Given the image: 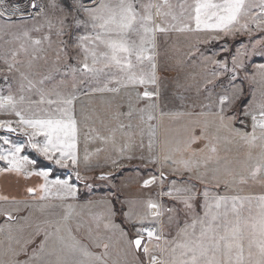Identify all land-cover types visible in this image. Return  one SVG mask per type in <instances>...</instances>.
<instances>
[{
  "label": "snow or ice",
  "instance_id": "6c2138e0",
  "mask_svg": "<svg viewBox=\"0 0 264 264\" xmlns=\"http://www.w3.org/2000/svg\"><path fill=\"white\" fill-rule=\"evenodd\" d=\"M189 7L190 12L183 3L173 5L170 0H163L162 3L159 0H0V20L4 21L0 24V31H8L14 26V20L26 19H42L47 28L43 39H33L32 33L39 32L44 25L24 28L18 35L14 34L22 42L19 48L10 52V57L6 55L5 68L0 69V76L9 82L15 73L28 81L29 88L36 87L32 80H28L26 71L18 66L21 62L16 58L21 53L29 55V46L35 51L43 41L51 45L55 35L58 39L55 61L57 64L63 61L65 66L71 67L67 65V59L72 46L63 37L70 34V29L86 28L88 33L78 36L75 43V48L84 54L79 70L94 77L102 74L119 77L117 87L108 88L105 85L95 91L119 92L121 87L143 86L142 92L135 93V99L137 104L145 101L144 107L134 108L130 98L126 115L131 118L133 111L140 113L141 119L149 122L148 127L154 136L155 125L150 122L157 119L154 112L162 94L155 62L158 33H167L170 29L181 32L219 31L225 35L264 32V0H195V4ZM176 9L180 10L179 13ZM161 17L163 19H159ZM177 23L182 27L177 28ZM257 46L264 51V39L257 40L253 50ZM247 55L246 49H237L231 59V69L226 61L212 62L223 69L221 74L230 72L231 79L235 80L244 68L243 58ZM36 59L32 56L29 60V71ZM113 69L117 71L113 73ZM77 70L72 69L73 72ZM256 72L261 77V84H264V64L257 65ZM217 78V73L213 72L206 80L209 102L204 107L209 112L202 115H209L211 120L202 127L201 135H195L193 130L187 140L177 141L174 148L166 147L163 156L155 155L148 161L160 165L161 171L159 177L144 179L142 187L159 184L156 197H170L177 207H165L149 197L143 201L147 212L139 214L135 208L140 201L125 199L122 204L127 206V210L121 208L120 214L133 230V236L129 238V232L115 223L117 209L112 200L120 201V195L119 190L114 189L111 199L100 201L105 205V211L93 217L94 227L93 223L88 224L87 238L96 249H100L92 251L78 235L85 223L72 222L73 205H67L68 211L58 220L20 223L29 221L31 216L30 211L28 216H19L22 211L20 205L27 210L28 202L0 196V201L12 205L0 208V216L7 221L0 225V233L6 234L5 239L0 240V264H109L107 257L114 245L112 237L105 233L116 231L124 245L121 249L123 259H117L112 264H264V195L227 194L231 185L244 184L249 178L264 174V153L247 175L244 171L236 172L228 164L221 168L218 149L207 135L208 123H211L218 133L227 132L249 144H254L257 139L264 140V87L260 89L259 97L252 92L248 99H244V89L233 85L217 92L212 99L211 91L216 87L214 81ZM48 79L50 77H44L37 82L41 85L38 89L41 101L45 95L42 86ZM248 79L254 82L255 74ZM20 88L23 90L24 85L21 84ZM23 99L21 96L20 100ZM16 103L11 95L0 97V107L11 106L15 110ZM63 103L68 105L60 110L66 119L26 118L21 111L14 114L18 117L16 124L19 130L28 138L29 147L48 160H54L57 165L66 167L70 160L75 167L78 165L77 121L71 113L72 99L63 100ZM116 115L119 117L121 113L117 111ZM248 120L251 121L250 131L245 130L248 127L245 121ZM237 122L240 128L235 127ZM12 124L11 120H0V128L17 131ZM125 127L131 125L119 124L120 129ZM39 135L43 136V142H33ZM200 140L206 141L204 147L193 148ZM215 140L219 141L220 136L217 135ZM3 144L8 145L7 148L0 145V160L7 162L3 172L43 177L44 183L26 189L29 196L36 198L38 193H42L39 199L45 200L51 194L52 186H59L58 196L61 191L66 196L76 195L75 186L68 180H49V171L43 169L35 173L27 171L25 165L35 164L36 161L19 155L24 150L23 143H13L5 138ZM151 146L150 141V151ZM126 158L133 159L131 156ZM212 162L218 166L209 169ZM113 164L116 165L117 161ZM165 167L176 175L170 178L163 170ZM112 176L111 172L102 173L99 178ZM76 177L82 178L79 171ZM165 181L169 185L166 191L163 187ZM221 185L225 188L223 195L219 194ZM165 212L168 213V225L176 226L174 236L166 231L162 222Z\"/></svg>",
  "mask_w": 264,
  "mask_h": 264
},
{
  "label": "rangeland",
  "instance_id": "374dc122",
  "mask_svg": "<svg viewBox=\"0 0 264 264\" xmlns=\"http://www.w3.org/2000/svg\"><path fill=\"white\" fill-rule=\"evenodd\" d=\"M159 2L162 3L163 0H159ZM170 3L173 5L183 3L190 12L191 8L189 6L194 5L195 0H170ZM176 11L179 13L180 10L176 9ZM185 19H187V16H185ZM3 23L4 21L0 20V24ZM13 25L6 32L0 31V69L5 68L4 60L6 55L10 57V52L19 48L22 42L16 39L14 34L18 35L19 31L24 28L31 29L34 26L40 27L41 25H44V27L39 32L32 33L33 39H43V36L47 33L46 23L42 19L14 20ZM179 27H182V24L177 23V28ZM88 31V29L83 27L70 29V34L63 37L72 46L68 50L67 59V65L71 67L65 66L63 61L59 64L55 61V51L58 49V39L55 35L52 37L51 45H49L48 41H43L42 45L35 51L29 46V55L21 53L16 58L21 62L18 66L23 71H26L28 80H32L36 87L29 88L28 81L15 73L12 74L9 82H5L0 76V97L11 95L17 102L15 110L11 106L0 107V120L13 121L12 127L17 129L15 132H9L4 128H0V145H3L4 148L8 147V145L3 144L5 138L13 143H23L25 147L19 155L27 156L29 160L36 161L35 164L25 165L27 171L35 173L43 169L49 171V180H52V177L54 180L58 178L60 180H68L70 183L72 179V184L76 185V195L72 196L71 201L69 196L65 200L55 202V200H59L65 195L62 191L60 196L56 195L59 186H52L51 196H48L47 199L36 206L28 203L29 209L21 217L28 216L29 211L31 215L39 212L40 217L50 214L49 212H53L52 209L65 210L67 212V205L71 204L73 205L72 212H79L82 222L85 223L84 228L86 227L88 231V224L93 223V217L105 211V205L100 203V201L111 199L114 189H118L120 201L112 200V204L117 209L115 223L128 231L129 238H131L130 235L133 231L131 225L124 221L123 216L120 214L121 208L125 211L127 210V206L123 205L122 201L125 199L140 201L135 208V211L139 214L147 212L143 201L149 197L157 200L158 203L165 207L178 206L174 205L172 200H166L164 196L156 197L159 184L145 188L142 187V183L144 179H148L151 176L159 177L160 165L152 164L148 161L150 157L155 155L161 156V152L163 155L166 146H168L167 134L170 143L176 144L177 129H182L184 124L192 121L197 113H204L205 111L202 110L208 109L204 107L209 102L207 99L209 93L205 90V85L206 80L211 78L212 73H217L218 77L214 81L216 87L211 91L212 99H215L217 92L223 91L225 87L231 88L233 85L244 89V99H248L252 92H255L256 96L259 97L260 89L264 87V84H261V77L256 72V66L264 64V51H262L260 46L253 50L252 46L256 44L257 40L264 39V32L253 31L251 34L236 33L235 35H225L219 31L181 32L170 29L167 33H158L155 62L162 94L156 102L158 107L154 115L157 119L150 122L155 125V135L153 136L148 127L149 122L146 119L142 120L140 113L133 111L131 118L126 115L129 110L130 98L134 108L144 107L145 101H140L137 104L135 99V93L138 91L142 92L144 90L143 86L121 87L119 92L95 91V89L104 88L105 85L108 88L117 87L116 80L119 77L106 74L94 77L79 70L81 68L80 61L83 60L84 54L75 48L76 38L87 34ZM213 37H218V39ZM237 49L242 51L246 49L249 55L243 58L244 68L239 71L236 79L232 80L230 72L221 74L223 69L212 61H226L228 62V68L231 69V59L236 54ZM32 56L37 57V59L33 61V68L29 71L27 64ZM89 63H91L90 58ZM72 69L78 70L73 72ZM116 71V69L112 70L113 73ZM254 74L255 81L253 82L248 77H252ZM44 77H50V79L44 80L42 87L45 95L41 101V94L38 91L41 85L37 82L44 79ZM109 80L112 82L109 83ZM21 84L24 85L23 90L20 88ZM211 87V85L208 86L210 89ZM21 96L24 97L23 100H20ZM66 99H72L71 113L77 121L78 139L76 150L78 165L75 167L72 166L70 160L67 162L68 166L66 167L57 165L54 160H48L35 149L29 147L28 138L19 130L16 124L18 117L14 114L15 111H21L26 118L66 119L60 111L68 107V105L63 103V100ZM48 101H53V103ZM117 111L121 113L119 117L116 115ZM161 112L164 113L163 116H161ZM175 113H183V115H175ZM202 120L207 121V117L203 116ZM245 123L248 125L246 129L250 131L251 121L248 120ZM119 124L126 126L130 124L131 127L120 129ZM225 138L229 139L232 137L225 136ZM43 139V136L39 135L34 138L33 142L42 143ZM150 141L152 144L151 151L149 150ZM260 147L258 142L249 144L244 156L237 161V165H235V161H230L229 163L223 162L220 167L223 168V165L228 164L236 172L244 171L245 175H247L251 167L260 161L261 155L264 153V147L261 149ZM85 156H87V160H85ZM129 156L133 157V159L129 160L126 158ZM139 157H144V159H139ZM113 161H117V164L114 165ZM6 166L7 162L0 160V196L11 197L13 191L22 193V187H16V185H21L22 183L24 185L25 183L30 185L40 184L37 178L41 176H27L23 173L15 174V172L6 173L2 171ZM125 168H128L127 171L130 170L131 172L125 173ZM77 171H79L81 179H77ZM109 172L113 173L112 177L108 179L99 178L102 173ZM122 172L124 173L120 176ZM83 177L88 179H83ZM41 178L43 179V177ZM261 178L264 179V174L256 178H249L244 184H233L230 186L232 189L228 188L227 191L232 194L247 192L250 183L253 181L259 182ZM5 179L13 180L15 188L13 189V186L8 188L9 185L5 187L6 184L3 182ZM247 184L249 185L246 186ZM163 187L165 191L168 189L167 181L164 182ZM223 189L225 190L224 186L221 185L219 194L223 195L225 193ZM260 190L256 187L253 188L254 192H259ZM100 191L108 192L109 195H104V197L99 193L90 195L92 192ZM9 207H12V205L0 201V208ZM20 207L22 209L21 212L25 211L23 205H20ZM56 212L57 214L53 217H42L41 220L55 221L63 216L62 213H59L60 211ZM167 216L168 213L165 212L162 222L166 227V231L171 232L174 236L176 226L168 225ZM39 218L33 219L30 216L29 221H20V223L35 222ZM2 219L3 223L6 224V219L4 217ZM105 234L112 237L114 245L110 249V255L107 257L109 264H112L117 259L122 260L121 249L124 245L120 242L119 232H107ZM5 235V233H0V240H4ZM168 238H171V236ZM90 249L92 250L93 248L90 247ZM93 250L100 251V249L96 248Z\"/></svg>",
  "mask_w": 264,
  "mask_h": 264
},
{
  "label": "crops",
  "instance_id": "0c3cea01",
  "mask_svg": "<svg viewBox=\"0 0 264 264\" xmlns=\"http://www.w3.org/2000/svg\"><path fill=\"white\" fill-rule=\"evenodd\" d=\"M202 111H205L204 113H208L209 112V109H206V110L204 109ZM199 112H201V111H199ZM203 116H206L207 117V121L202 120V117ZM210 120H211V117L209 115H202V113H197V115H195L193 117V120L192 121H189V122L185 123L182 129H180V130L177 129V132H176V142L177 141L187 140L193 134V130L195 132V135H197V136L201 135V129H202V127L205 125L206 122H210ZM235 127L236 128H240V125H239L238 122L235 124ZM245 130L249 131V129H245ZM207 135L210 138H212V143L215 144V146L218 149V155L220 157L219 166H221L223 162L229 163L230 161H235L236 162L235 165H237V161H239L244 156V154L247 151L248 145H249V143H247L245 141H242V140H240V139H238L236 137H233V136L229 135L227 132L220 131L218 133L216 131V128L211 123H208ZM217 135L220 136V140L219 141H216L215 140V137ZM257 135L259 136V132L257 133ZM225 136H231L232 138L227 139V138H225ZM166 137H167V143H168V146H166V147L169 148V149L170 148H174L176 144L170 143L169 138H168V134H167ZM256 142H258L260 144V146H261L260 149L264 147V140L257 139L255 141V143ZM205 143H206V141H204V140L197 141V143L193 145V148H195V149L202 148V147H204V144ZM161 156H163L162 155V152H161ZM217 166L218 165L216 164V162H212V163L209 164V169L216 168ZM127 170H128V168H125V171H126L125 173L131 172L130 170L129 171H127ZM163 170L165 171V173L167 175L170 176V178H172V177H174L176 175L175 173H171L169 171V168L168 167H165ZM203 170L204 169H201V171H203ZM123 173L124 172H122V174L120 176H122ZM15 174H17V173H15ZM37 179L39 180L40 184L44 183V180L41 177H39ZM51 179L54 180L52 177H51ZM3 182L6 184L5 187H7L9 185L8 188H10L11 186H13V189L15 188L13 180H11V179H5ZM72 183L73 182H72V179H71L70 184H72ZM236 184H239V183H236ZM248 185L249 184H247L246 186H248ZM17 186L22 187L23 192L20 193V191H19V192L16 193V192L13 191L12 192V196L9 197L10 199L13 198V197H15L17 200L27 201L28 203H32L35 206L37 204H39V203H41V202L44 201V200H40L39 199V195H42V193H38V196L36 198H33V197L29 196V194L26 191L27 188H29V187H35V186H38V185H30L28 183H25V185H24V183H22L21 185H16V187ZM74 186L76 188V185H74ZM213 186L214 185H210V187H213ZM254 187L259 188L261 190L259 192H254L253 191V188ZM231 189H232V187H230V190ZM247 190H248L247 192H242L240 194H232L229 191H227V194L228 195H240V196H245V195L246 196H249V195H251V196H260V195H264V179L261 178L259 182H256V181L251 182L250 183V187H248ZM94 193H99V194L102 195V197H104V195H109L108 192H103V191H100V192H92V193H90V195H93ZM49 196H51V194ZM68 197L69 196H66L65 195L63 198H61L59 200H55V202L56 201H60V200H65ZM164 197H165L166 200H168V199L169 200H172V198H170V197H166V196H164ZM57 198H58V196H57ZM57 198H55V199H57ZM71 200H72V196H70V201ZM123 207H125V206H123ZM52 210H53V212H49L50 214L43 215L42 217H47V218L48 217H53L55 214H57L56 211H60L59 213H62L63 215L66 213L65 210H63V211H61V210H55V209H52ZM25 212H27V210L19 213V216L21 217L22 215L25 214ZM62 214H61V216H62ZM31 216H32L33 219H35V218H39L40 217V214H39V212H35ZM2 217L0 216V225H3L4 224ZM42 217H40L37 221L41 220ZM58 217H60V216H58ZM45 220H48V219H45ZM78 221H82V219L79 216V212H75V213H73V216H72V222H73V224H75ZM78 235L83 240V242L85 244L90 245V247L93 248V249L95 248L94 245H92V243H90V241L87 238V228L86 227L84 229H82L78 233ZM130 236L131 237L133 236V231L131 232V235ZM1 249H2V247H0V250ZM93 251H95V250H93ZM141 258H143V257H141Z\"/></svg>",
  "mask_w": 264,
  "mask_h": 264
},
{
  "label": "water",
  "instance_id": "95a60500",
  "mask_svg": "<svg viewBox=\"0 0 264 264\" xmlns=\"http://www.w3.org/2000/svg\"><path fill=\"white\" fill-rule=\"evenodd\" d=\"M6 131H9V130H7V129H5ZM9 132H12V131H9Z\"/></svg>",
  "mask_w": 264,
  "mask_h": 264
},
{
  "label": "trees",
  "instance_id": "16d2710c",
  "mask_svg": "<svg viewBox=\"0 0 264 264\" xmlns=\"http://www.w3.org/2000/svg\"><path fill=\"white\" fill-rule=\"evenodd\" d=\"M32 157H34L33 155H31ZM40 169V168H39Z\"/></svg>",
  "mask_w": 264,
  "mask_h": 264
}]
</instances>
